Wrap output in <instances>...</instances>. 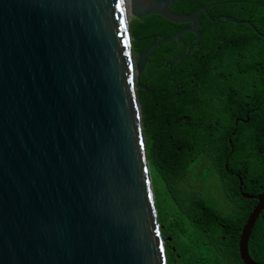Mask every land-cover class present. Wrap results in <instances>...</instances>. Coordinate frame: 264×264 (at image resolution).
Masks as SVG:
<instances>
[{
  "label": "water",
  "instance_id": "95a60500",
  "mask_svg": "<svg viewBox=\"0 0 264 264\" xmlns=\"http://www.w3.org/2000/svg\"><path fill=\"white\" fill-rule=\"evenodd\" d=\"M130 1L0 0V264H167L137 86L153 52L199 41L208 9ZM150 15L191 27L153 37L134 68L130 19Z\"/></svg>",
  "mask_w": 264,
  "mask_h": 264
},
{
  "label": "trees",
  "instance_id": "16d2710c",
  "mask_svg": "<svg viewBox=\"0 0 264 264\" xmlns=\"http://www.w3.org/2000/svg\"><path fill=\"white\" fill-rule=\"evenodd\" d=\"M199 8L208 9L200 13L199 41L186 34L153 52L139 76L146 90L137 86L159 233L167 264H244L240 236L264 193V0L170 6L177 15ZM189 27L157 15L132 18L134 57L153 37ZM257 96L263 101L247 100ZM248 251L264 264V211Z\"/></svg>",
  "mask_w": 264,
  "mask_h": 264
},
{
  "label": "clouds",
  "instance_id": "9594fccd",
  "mask_svg": "<svg viewBox=\"0 0 264 264\" xmlns=\"http://www.w3.org/2000/svg\"><path fill=\"white\" fill-rule=\"evenodd\" d=\"M131 19H132V18H131ZM131 19H130V20H131ZM246 24L250 26L251 30L254 32L255 35L258 34V31L256 30V28H254L253 25H251L249 22H246ZM259 37H263V36H260V35H259ZM262 39H264V37H263ZM182 42H183V38H182ZM182 42H181V43H182ZM185 54H186V53H185ZM182 55H183V54H182ZM186 56H187V55H186ZM134 58H135V57H134ZM135 59H136V58H135ZM136 60H137V59H136ZM138 60H139V59H138ZM140 74H141V73H140ZM139 76H140V75H139ZM139 79H140V78H139ZM262 97H263V96H259V97L257 96V97H253V98H252V97H249L247 100H248V101H251V100H253V101H263L264 99L261 100ZM248 101H245V104H244L245 107L247 106ZM146 153H147V151H146ZM148 161H149V160H148ZM149 166H150V164H149ZM150 174H151V169H150ZM151 180H152V178H151ZM241 182H242V181H241ZM152 187H153V182H152ZM153 194H154V189H153ZM262 194H263V193H262ZM154 199H155V196H154ZM257 204H258V203H257ZM155 207H156V206H155ZM255 207H256V206H255ZM156 209H157V208H156ZM263 211H264V209H263ZM262 213H263V212H262ZM157 215H158V214H157ZM261 215H262V214H261ZM261 215H260V216H261ZM259 219H260V218H259ZM250 257H251V256H250ZM251 259H252V258H251ZM252 260H253V259H252ZM253 261H254V260H253ZM254 262L257 263L256 261H254ZM257 264H258V263H257Z\"/></svg>",
  "mask_w": 264,
  "mask_h": 264
},
{
  "label": "rangeland",
  "instance_id": "374dc122",
  "mask_svg": "<svg viewBox=\"0 0 264 264\" xmlns=\"http://www.w3.org/2000/svg\"><path fill=\"white\" fill-rule=\"evenodd\" d=\"M137 61H138V60H136V59L134 58V63H133L134 68H136Z\"/></svg>",
  "mask_w": 264,
  "mask_h": 264
},
{
  "label": "bare ground",
  "instance_id": "6f19581e",
  "mask_svg": "<svg viewBox=\"0 0 264 264\" xmlns=\"http://www.w3.org/2000/svg\"><path fill=\"white\" fill-rule=\"evenodd\" d=\"M129 4H130V10H131V1L129 0Z\"/></svg>",
  "mask_w": 264,
  "mask_h": 264
}]
</instances>
